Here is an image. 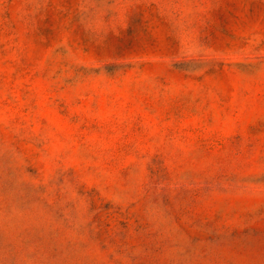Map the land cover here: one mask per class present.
<instances>
[{
	"label": "rangeland",
	"instance_id": "obj_1",
	"mask_svg": "<svg viewBox=\"0 0 264 264\" xmlns=\"http://www.w3.org/2000/svg\"><path fill=\"white\" fill-rule=\"evenodd\" d=\"M0 264H264V0H0Z\"/></svg>",
	"mask_w": 264,
	"mask_h": 264
}]
</instances>
